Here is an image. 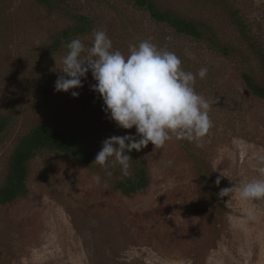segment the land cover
<instances>
[{
  "label": "rangeland",
  "instance_id": "rangeland-1",
  "mask_svg": "<svg viewBox=\"0 0 264 264\" xmlns=\"http://www.w3.org/2000/svg\"><path fill=\"white\" fill-rule=\"evenodd\" d=\"M164 10L208 26L230 56L207 41L178 35L154 22L128 0H65L73 13L94 21L80 39L86 50L93 32L106 31L113 50L149 40L174 52L186 72L206 67L195 90L208 101L212 122L199 143L173 138L141 150L151 182L144 193L125 196L115 188L120 167L94 169L65 155L46 153L30 164L26 198L0 206V264H264V199L231 207L221 189L264 178V100L242 80L251 72L264 85V67L249 43L264 49V0H155ZM232 12L245 22L243 38ZM61 13L34 0H0V115L12 121L0 133V186L19 139L40 122L73 133L96 157L102 141L132 134L103 117L102 103H87L96 81L56 92L54 82L67 53L47 50L50 38L71 25ZM87 54V52L85 53ZM134 162L130 161V176ZM99 175L97 184L94 177ZM223 176V177H222ZM220 177V184L216 179ZM253 216H247V210Z\"/></svg>",
  "mask_w": 264,
  "mask_h": 264
},
{
  "label": "clouds",
  "instance_id": "clouds-1",
  "mask_svg": "<svg viewBox=\"0 0 264 264\" xmlns=\"http://www.w3.org/2000/svg\"><path fill=\"white\" fill-rule=\"evenodd\" d=\"M92 46L86 50L80 39L67 44V53L54 82L56 92H69L75 98V89L83 87L82 80L91 72L96 81L90 90L103 100L102 110L117 127L130 130L135 135L111 136L102 141L94 163L112 175L109 168L117 165L123 177L129 175L130 153L140 152L149 143L162 147L173 138L189 142L199 141L208 134L212 122L208 115L210 105L195 90L197 77L204 79L208 69L201 67L193 74L182 68L181 59L174 53L158 49L149 40L129 46L126 56L113 50L112 40L106 31L93 32ZM87 52V54H85ZM223 177V176H222ZM100 176L94 177L100 183ZM220 184V177L215 181ZM224 204L231 207L233 196L241 201L264 199V178H257L239 185L223 188L218 193ZM252 217L253 211L247 210Z\"/></svg>",
  "mask_w": 264,
  "mask_h": 264
},
{
  "label": "trees",
  "instance_id": "trees-1",
  "mask_svg": "<svg viewBox=\"0 0 264 264\" xmlns=\"http://www.w3.org/2000/svg\"><path fill=\"white\" fill-rule=\"evenodd\" d=\"M34 1L49 12L55 11L63 14L72 22L71 25L51 36L47 46L50 53H58L71 40L86 36L93 31L94 21L84 14L73 13L67 7L62 6L61 3L65 0ZM128 1L140 10L147 12L154 22L167 25L176 34L207 41L211 50L224 56L231 55V48L221 44L213 31L205 24L181 17L173 11L164 10L155 0ZM232 17L243 38L249 41L251 38L249 30L245 22L238 16V12H232ZM249 46L260 65L264 67V49L254 42H250ZM242 80L254 97L264 100V85L251 72H243ZM86 101L89 104L99 102L103 105L102 98L95 92H92ZM102 112L103 117H106L105 112ZM11 121V115H0V133L6 132ZM131 130L132 134L135 135V128ZM46 153L68 156L73 161L90 169L96 167L94 154L84 146L79 136L64 131L51 123L40 122L19 139L9 157L5 180L0 186V206L14 204L27 197L30 164ZM130 155L132 157L131 161L134 162L132 174L127 177L119 176L115 184V188L125 196L144 193L151 182L147 166L140 160L141 151L136 152L133 150Z\"/></svg>",
  "mask_w": 264,
  "mask_h": 264
}]
</instances>
